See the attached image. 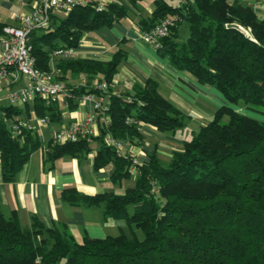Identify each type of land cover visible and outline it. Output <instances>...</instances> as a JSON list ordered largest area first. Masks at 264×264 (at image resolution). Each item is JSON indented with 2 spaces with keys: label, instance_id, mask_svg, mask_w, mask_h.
Returning <instances> with one entry per match:
<instances>
[{
  "label": "trees",
  "instance_id": "1",
  "mask_svg": "<svg viewBox=\"0 0 264 264\" xmlns=\"http://www.w3.org/2000/svg\"><path fill=\"white\" fill-rule=\"evenodd\" d=\"M253 1H154L151 16L140 21L142 32L174 18L170 33L156 49L177 68L215 86L229 104L221 105L211 120L185 140L168 164L155 151L148 162L137 165L135 185L124 194L63 190V197L72 204H103L105 216L126 220L128 232L77 241L67 229L50 228L37 218L30 228H23L16 213L0 210V264H264V119L235 108H255L256 112L264 108V17ZM96 4L54 16L49 28L30 33L39 67L49 70L55 49L76 48L84 33L110 27L127 16L126 7L116 2L102 10ZM5 25L0 22V33ZM74 56L56 58L62 73L58 77L73 94L70 108L85 93H102L93 83L106 80L109 131L117 139L140 138L139 125L128 123V116L163 132L186 126L191 116L161 93L155 79L133 95L113 91L114 77L126 58L122 49L109 60ZM68 74L91 81L73 85ZM34 109L39 116L49 114L51 121L60 117L57 104L46 105L41 97ZM0 110L4 112L0 118L2 175L13 181L41 142L30 130L14 136L6 123V118L18 120L23 108L2 105ZM98 137L103 143L95 169L112 165L114 183L131 178L132 158ZM89 147L86 138L65 142L50 148L49 159L89 151Z\"/></svg>",
  "mask_w": 264,
  "mask_h": 264
},
{
  "label": "crops",
  "instance_id": "2",
  "mask_svg": "<svg viewBox=\"0 0 264 264\" xmlns=\"http://www.w3.org/2000/svg\"><path fill=\"white\" fill-rule=\"evenodd\" d=\"M96 1L121 4L128 10L127 16L110 27L103 26L84 33L74 58L109 60L118 49H122L126 58L119 65L113 80L112 89L115 93L136 94L152 78L159 83L161 93L171 103L191 116L186 126L175 132H163L154 125L143 123L139 127V139L123 140L120 150L122 155H133L143 164L156 151L161 161L168 164L173 153L182 148L183 142L191 139L195 131L212 119L221 105L229 102L215 86L202 83L191 72L177 68L153 45L141 39L140 21L151 16L155 0H139L137 3L133 0ZM24 7L23 0H0V22L16 24V15L24 11ZM183 35L185 37L187 33L184 31ZM57 61L51 62L50 68L55 70L57 76H61ZM89 81L91 79L84 75L72 78L68 74V82L73 85ZM19 85L17 82L0 88L2 105H10L7 96ZM57 106L60 117H54L47 125L36 124L33 132L41 146L31 154L15 180L3 179L0 159V210L7 215L16 213L23 228H30L37 218L50 228L67 229L77 241L85 236L105 238L128 232L126 220L105 216L103 204H72L63 197L62 192L66 188H75L86 195L105 192L121 195L135 185L136 175L114 183L110 177L112 165L95 169V158L103 143L98 136L89 141V151L49 159L54 132L65 124L84 120L92 109L90 102L77 103L75 108ZM19 107L23 108L21 117L34 119L39 116L34 104ZM259 109L262 112L256 113L255 108L251 110L244 107L243 113H256L260 119H264V108Z\"/></svg>",
  "mask_w": 264,
  "mask_h": 264
},
{
  "label": "built area",
  "instance_id": "3",
  "mask_svg": "<svg viewBox=\"0 0 264 264\" xmlns=\"http://www.w3.org/2000/svg\"><path fill=\"white\" fill-rule=\"evenodd\" d=\"M254 1L256 5L261 3V0ZM94 2L97 3V10L104 8L105 4L96 0H23L24 11L16 15V24H6L0 33V88L12 83L20 84L7 96L10 105L34 104L37 97H41L46 105L58 104L70 108V99L73 98L71 88L66 81L57 76L53 68L45 70L37 65L29 36L34 30L49 28L54 16H66L77 6ZM173 25L174 18L167 17L150 30L142 32L141 39L157 48L160 39L170 33ZM75 54V47L58 48L52 52L51 62L56 58L69 59ZM93 86L102 93H85L76 99L77 103L90 102L91 111L84 120L74 121L58 128L52 137L51 147L65 142H76L81 138L91 141L94 137L102 136L107 145L115 147L121 153L124 141L117 139L109 131L111 116L110 96L106 93L108 83L104 79L95 80ZM0 106H2L1 96ZM3 115V110H0V118ZM5 121L13 135L18 136L26 130L35 131L36 124L40 126L49 124L51 117L49 114L35 116L34 119L22 116L18 120L6 118ZM127 122L137 123L139 127L143 124L132 116L127 117ZM129 156L133 160L131 171L136 175L137 165L140 163L133 155Z\"/></svg>",
  "mask_w": 264,
  "mask_h": 264
},
{
  "label": "rangeland",
  "instance_id": "4",
  "mask_svg": "<svg viewBox=\"0 0 264 264\" xmlns=\"http://www.w3.org/2000/svg\"><path fill=\"white\" fill-rule=\"evenodd\" d=\"M258 5H260V6H257L256 5V7H257V10L259 11V14L261 15V17H264V1L262 0L261 1V3L260 4H258ZM186 27H184V31L186 32V33H188V30H187V28L185 29ZM239 112H242L243 113V110H244V106H241V107H239V106H236L235 107ZM256 113H259V112H256ZM256 113H252L251 115L254 117H257V118H259L260 119V116H258ZM262 117V116H261ZM141 232V231H140Z\"/></svg>",
  "mask_w": 264,
  "mask_h": 264
},
{
  "label": "water",
  "instance_id": "5",
  "mask_svg": "<svg viewBox=\"0 0 264 264\" xmlns=\"http://www.w3.org/2000/svg\"><path fill=\"white\" fill-rule=\"evenodd\" d=\"M231 26H235V27H238V25H237V24H231Z\"/></svg>",
  "mask_w": 264,
  "mask_h": 264
}]
</instances>
